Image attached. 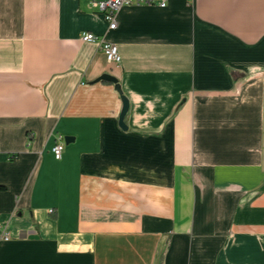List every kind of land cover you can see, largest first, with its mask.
<instances>
[{
  "label": "crops",
  "instance_id": "crops-1",
  "mask_svg": "<svg viewBox=\"0 0 264 264\" xmlns=\"http://www.w3.org/2000/svg\"><path fill=\"white\" fill-rule=\"evenodd\" d=\"M0 187V264H264V0H0Z\"/></svg>",
  "mask_w": 264,
  "mask_h": 264
},
{
  "label": "built area",
  "instance_id": "built-area-1",
  "mask_svg": "<svg viewBox=\"0 0 264 264\" xmlns=\"http://www.w3.org/2000/svg\"><path fill=\"white\" fill-rule=\"evenodd\" d=\"M94 6L104 15V18L109 26V31L118 28V16L120 12L130 6H159L165 8L168 0H93ZM82 40L85 42L96 43L101 51L106 55L107 60L111 64L118 65L122 61L120 51L117 45L108 42L103 36H97L92 33H84ZM65 149V142L63 137H59V142L53 147L52 151L57 160H61ZM4 239H10L8 233L4 234Z\"/></svg>",
  "mask_w": 264,
  "mask_h": 264
},
{
  "label": "water",
  "instance_id": "water-1",
  "mask_svg": "<svg viewBox=\"0 0 264 264\" xmlns=\"http://www.w3.org/2000/svg\"><path fill=\"white\" fill-rule=\"evenodd\" d=\"M101 81H108V82H112V83H115L117 84L118 83V80L113 77L112 75L110 74H106V75H103L101 78H100ZM128 102L127 100L124 98V108H123V112H122V115H121V118H120V124L122 126L123 129H127V126L125 125V116L127 114V111H128ZM73 138H66V142L68 143L69 141H71Z\"/></svg>",
  "mask_w": 264,
  "mask_h": 264
},
{
  "label": "trees",
  "instance_id": "trees-1",
  "mask_svg": "<svg viewBox=\"0 0 264 264\" xmlns=\"http://www.w3.org/2000/svg\"><path fill=\"white\" fill-rule=\"evenodd\" d=\"M0 189H4V188H1V187H0Z\"/></svg>",
  "mask_w": 264,
  "mask_h": 264
}]
</instances>
